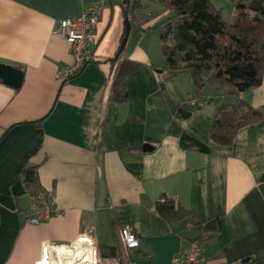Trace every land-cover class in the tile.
Segmentation results:
<instances>
[{
    "label": "crops",
    "instance_id": "obj_1",
    "mask_svg": "<svg viewBox=\"0 0 264 264\" xmlns=\"http://www.w3.org/2000/svg\"><path fill=\"white\" fill-rule=\"evenodd\" d=\"M96 1L0 0V63L24 72L19 87L0 80V264H44L45 246L51 261L62 260L60 246L77 251V260L76 245L87 238L96 246L94 264H172L197 236V219L167 221L154 205L163 196L199 212L203 223L220 217L221 230L203 242L207 264H264V118L241 128L231 145L209 134L222 104L244 100L264 111V77L260 86L231 94L218 83L198 89L187 73L163 88L155 28L162 20L138 21L136 42L128 39L119 52L125 12L111 0L94 30L93 60L62 80L72 51L56 32L60 21ZM136 3L141 11L166 12L156 0ZM113 57L142 64L128 77L121 103L113 93ZM177 104L191 114L181 115ZM184 134L210 151L183 146ZM26 167L36 169L58 209L39 224L26 221ZM126 225L140 240L128 251L120 239Z\"/></svg>",
    "mask_w": 264,
    "mask_h": 264
},
{
    "label": "trees",
    "instance_id": "obj_2",
    "mask_svg": "<svg viewBox=\"0 0 264 264\" xmlns=\"http://www.w3.org/2000/svg\"><path fill=\"white\" fill-rule=\"evenodd\" d=\"M156 1L170 11V15L155 25L160 30L165 73L161 79L163 88L167 79L181 73H187L198 89L206 83H218L227 94L244 92L262 84L264 0H232L234 14L228 19L223 17L221 9L212 0ZM123 7L127 15V7L124 4ZM110 60L113 65V93L121 103L128 99V77L142 64L132 59L120 61L119 57ZM165 95L173 101L167 93ZM263 118L264 111L244 100L222 104L213 117L209 134L217 144L231 145L241 128ZM181 142L186 147L210 151L209 145L186 134L181 137ZM131 149L137 147L127 148ZM23 178L32 197L41 193L47 195L39 183L36 169L24 168ZM154 205L169 222L187 220L191 223L197 219L198 234L193 240L204 242L207 233H216L222 228L220 217L203 223L199 212L185 208L171 197L163 196Z\"/></svg>",
    "mask_w": 264,
    "mask_h": 264
},
{
    "label": "built area",
    "instance_id": "obj_3",
    "mask_svg": "<svg viewBox=\"0 0 264 264\" xmlns=\"http://www.w3.org/2000/svg\"><path fill=\"white\" fill-rule=\"evenodd\" d=\"M109 1L111 0H97L78 17L65 18L60 21V26L56 32L66 39L72 51V60L62 67L59 73L60 79L68 80L80 72L89 61L93 60L94 30L99 21L100 14ZM120 1L130 8H133L132 6L135 3V0ZM195 101L196 98L191 99V102L194 103ZM54 212H58V209H56L53 197H47L44 193H41L38 197H32L26 221L31 224H39L47 220ZM120 239L127 251L135 249L140 245L137 233L129 225L121 227ZM204 250L205 246L203 242L193 240L175 255L172 264H207ZM47 252H49V246L43 247L42 259H44ZM127 264H136V262L128 260Z\"/></svg>",
    "mask_w": 264,
    "mask_h": 264
},
{
    "label": "rangeland",
    "instance_id": "obj_4",
    "mask_svg": "<svg viewBox=\"0 0 264 264\" xmlns=\"http://www.w3.org/2000/svg\"><path fill=\"white\" fill-rule=\"evenodd\" d=\"M212 1L218 8L221 9L222 15L225 19L230 18L234 14V6L232 0H212ZM244 1H248V0H244ZM126 7H127V15H125V19L126 18L129 19V21L131 22V31L133 28H136V26L138 25V21L141 20L145 21V19L146 21H151L155 18L163 20L168 15H170V11L164 8L162 5H161L162 7L161 12L166 11L164 14L160 12L155 13L152 11L146 12L145 10L141 11L137 8V6L136 7L132 6L133 8H130L128 5H126ZM134 33H138V32L133 31L132 33H130L129 43L136 42L138 35L134 36Z\"/></svg>",
    "mask_w": 264,
    "mask_h": 264
},
{
    "label": "water",
    "instance_id": "obj_5",
    "mask_svg": "<svg viewBox=\"0 0 264 264\" xmlns=\"http://www.w3.org/2000/svg\"><path fill=\"white\" fill-rule=\"evenodd\" d=\"M130 33H131V22L129 21V19L126 18L125 35L121 41L119 52H122L126 47ZM156 70L161 71V69H156ZM23 76H24V72L20 68L14 67L9 64L0 63V80H2L4 83L10 84L14 87H19L22 83ZM178 112L183 116H187V114L188 115L191 114L183 107H179ZM144 148L145 149L149 148V145H145ZM76 256H77V251L69 254V257L72 258H75ZM57 264H61V260H58Z\"/></svg>",
    "mask_w": 264,
    "mask_h": 264
},
{
    "label": "bare ground",
    "instance_id": "obj_6",
    "mask_svg": "<svg viewBox=\"0 0 264 264\" xmlns=\"http://www.w3.org/2000/svg\"><path fill=\"white\" fill-rule=\"evenodd\" d=\"M85 241V245H82L81 242L76 245L77 250L80 252L81 258L80 259H74L69 257V253H72L71 250L67 246H60L58 247L59 253L61 255V264H94L93 261L96 257V246L95 250L89 247L88 240L83 239V242ZM58 251V250H57ZM50 256V253L47 252L46 256L44 257V264H57L53 260L51 261L48 257Z\"/></svg>",
    "mask_w": 264,
    "mask_h": 264
}]
</instances>
